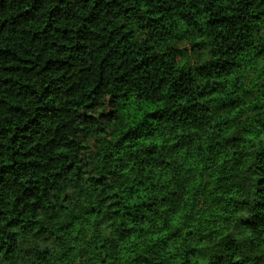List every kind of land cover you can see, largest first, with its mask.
<instances>
[{
	"label": "trees",
	"instance_id": "trees-1",
	"mask_svg": "<svg viewBox=\"0 0 264 264\" xmlns=\"http://www.w3.org/2000/svg\"><path fill=\"white\" fill-rule=\"evenodd\" d=\"M0 264H264V0H0Z\"/></svg>",
	"mask_w": 264,
	"mask_h": 264
}]
</instances>
